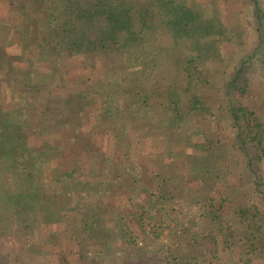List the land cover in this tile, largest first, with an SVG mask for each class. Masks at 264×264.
<instances>
[{"label": "trees", "instance_id": "1", "mask_svg": "<svg viewBox=\"0 0 264 264\" xmlns=\"http://www.w3.org/2000/svg\"><path fill=\"white\" fill-rule=\"evenodd\" d=\"M233 1L0 0V264H264V93Z\"/></svg>", "mask_w": 264, "mask_h": 264}, {"label": "rangeland", "instance_id": "2", "mask_svg": "<svg viewBox=\"0 0 264 264\" xmlns=\"http://www.w3.org/2000/svg\"><path fill=\"white\" fill-rule=\"evenodd\" d=\"M200 1L202 3L208 4L210 0H200ZM258 2L260 6L264 9V0H258ZM233 8L236 9L237 12L240 13L239 29L242 31V36L239 39V42L240 44H242V49L244 51L248 52L249 54H252V59L249 60V62L247 63L246 71H245L246 75L249 76L250 89L252 92H255L256 94L260 95V93L262 94L264 93V41H263V45L259 46V48H257V45L259 44V41H260L259 29L261 28H262V35H263L262 39L264 40V16L262 18L263 23L259 24L257 6L246 0H234ZM1 16H6L8 18L15 20L14 18H16L18 15L14 14L13 12L9 13L7 8L0 7V17ZM228 48L231 49L230 47ZM255 48H257V50H255ZM235 49L240 51V46H235ZM12 93H13V98L17 100L18 98L17 93L15 91ZM262 106L264 107V104ZM216 129L222 132L223 138L228 139L230 135L228 129H226L225 127L219 124H217ZM232 158H234V156H232ZM233 166L234 165H231L232 168ZM235 167L238 168L237 174H239L241 170L239 162H236ZM12 246L16 247L15 244H12ZM118 246L119 245H117V247ZM65 252L69 255L71 263L76 262V259L73 255L74 249L72 246L67 247ZM5 254H9L7 264H33L34 263L32 259L27 255V252L25 250H19L17 252H12V249H10ZM44 260L47 261V257L42 258L38 256L35 258V264H49L48 262H45ZM107 263L116 264L117 261L112 260V261H107V262H100V264H107Z\"/></svg>", "mask_w": 264, "mask_h": 264}, {"label": "crops", "instance_id": "3", "mask_svg": "<svg viewBox=\"0 0 264 264\" xmlns=\"http://www.w3.org/2000/svg\"><path fill=\"white\" fill-rule=\"evenodd\" d=\"M5 98L3 97V96H1V99L0 100H2V102L4 103L6 100H4ZM10 99H11V104L12 103H14L15 101H17V100H15V98H13V93H11V95H10Z\"/></svg>", "mask_w": 264, "mask_h": 264}]
</instances>
